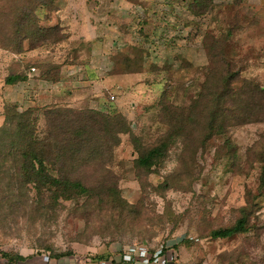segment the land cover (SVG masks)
I'll use <instances>...</instances> for the list:
<instances>
[{"label": "rangeland", "instance_id": "1", "mask_svg": "<svg viewBox=\"0 0 264 264\" xmlns=\"http://www.w3.org/2000/svg\"><path fill=\"white\" fill-rule=\"evenodd\" d=\"M94 1L53 0L56 11L41 6L49 0H0V128L6 108L32 111L41 138L49 110H71L69 118L97 117L89 150L101 148L91 161L60 163L90 190L56 203H39L16 181L14 162L0 159V257L91 253L142 241L170 245L176 264H264V0H211L206 12L193 10L191 0L98 1L107 9L99 18L103 42L90 20ZM20 19L54 27L39 37L49 45L30 53L25 41L20 48ZM209 37L220 42L211 45L219 74L210 78ZM86 42L90 53L80 57ZM142 59L143 73L114 75L138 70ZM66 61L74 63L60 73L61 84L38 80L49 68L57 78ZM17 62L36 70L7 85ZM116 113L129 132L114 125L106 138ZM163 142V156L149 167L138 163ZM238 221L243 232L211 237Z\"/></svg>", "mask_w": 264, "mask_h": 264}, {"label": "trees", "instance_id": "2", "mask_svg": "<svg viewBox=\"0 0 264 264\" xmlns=\"http://www.w3.org/2000/svg\"><path fill=\"white\" fill-rule=\"evenodd\" d=\"M69 1V0H68ZM88 1V0H87ZM100 2H109V0H96V2H92L93 6H96ZM211 0H191V8L197 9L198 7H204L205 11H208ZM47 6L52 9L53 0H49L48 3H44L41 6ZM88 10H91L92 17L91 21L94 23L95 30H98L99 38L103 35V30L106 26L105 21L99 19L102 14L107 10L102 5H97V8L91 6ZM59 5H55L54 10L57 11ZM49 9V10H50ZM52 9V10H53ZM50 10V11H52ZM107 14V13H105ZM195 16L197 14L193 13ZM23 20L20 19L16 28V38L19 41V47L23 42H28L27 51L34 52L38 51L42 48H46L49 44L41 43L39 40L40 35L43 33L47 34L49 31L54 30L43 29L37 27V25L32 23L30 20H27V23H22ZM22 23V24H21ZM96 23V24H95ZM64 30L65 27L63 28ZM49 30V31H46ZM67 37H70V33L66 32ZM20 35V37H18ZM60 40V39H59ZM58 40V41H59ZM208 40V39H206ZM205 40V41H206ZM209 43H205L206 46V56L209 59L208 66L206 67L207 77L210 78V74H219V70L213 69V62L216 58L217 52L211 47V45H219V41H212V38L209 37ZM56 41V42H58ZM56 42H53L56 43ZM41 43V44H40ZM58 44V43H57ZM87 48H89L87 53H80V57H85L90 53L91 44L90 42L85 43ZM19 52V51H18ZM86 58V57H85ZM149 59V52L145 53V61ZM144 59H142V63L138 70H133L131 72L128 71V68L125 69V72H119L120 74H138L143 73ZM151 62V61H150ZM71 61H66L65 63L60 65L58 64L59 76L55 78V75H51L50 68L39 75L38 80H41L46 83L54 84L60 80V73L63 66L73 65ZM86 63V62H83ZM113 63V61H112ZM117 67L120 66V63H116ZM54 66V65H52ZM17 70L13 75L6 77L5 84L12 85L18 84L20 82H25L31 75L30 72H35V67H30L28 70L23 68L21 63L16 64ZM150 68L153 71H159L161 68L157 67L153 63H151ZM24 69V70H22ZM54 69V68H53ZM60 70V71H59ZM225 71V70H224ZM24 72V73H23ZM227 72V70H226ZM23 73V76L20 74ZM258 93H263V90L257 88ZM220 95V93L218 94ZM217 95V96H218ZM9 111V116H6L5 126L0 128V159H9L14 162V165L17 166V172L15 175L16 181L23 187H28L32 190L36 197L39 198V203L44 199L48 203H56L59 200H70L73 199L74 196L89 193L88 188H86L80 181L72 179L71 172H65L62 167H60V163L63 161H73L74 163L77 160H93L98 153L101 151L100 147H96L93 150H89V145L93 140L98 138L96 131L94 130L93 124L91 122L97 123V117H86V114H78L74 118H69L68 115H71L73 111L71 110H58L52 109L49 110L46 114L47 125L49 126V130L46 131L45 135L39 138L37 134V129L33 128L34 119L32 118V111H25L24 113H18L13 108H6ZM117 114V113H116ZM95 116V114L91 115ZM70 119V120H67ZM67 120V121H66ZM86 121L90 123H85ZM110 121L107 120L106 123ZM114 124H109L108 128L105 130L106 138H110L108 132H111L110 128H113L114 125H118L121 127L119 133H127L129 124L126 122L125 118L121 115H115L113 119ZM214 120L211 116V125ZM67 125H69L67 127ZM66 144V146H65ZM168 144L165 142L160 145L152 148L148 151L147 154L143 155L138 159V163L143 167H149L153 164L154 158L163 156V152L166 150ZM53 152L56 153L57 159L61 161H52ZM89 158V159H88ZM58 168V169H55ZM53 170H56V173H53ZM244 231V223L243 221H238L236 226L232 230H218L211 233V237L213 239H224L231 237L236 232ZM134 243H144L142 241H135ZM68 253H61L59 255H55L53 257H59ZM50 258H53L49 255ZM2 258L7 259L11 262L22 263L25 258L19 257L14 259H8L4 256Z\"/></svg>", "mask_w": 264, "mask_h": 264}, {"label": "crops", "instance_id": "3", "mask_svg": "<svg viewBox=\"0 0 264 264\" xmlns=\"http://www.w3.org/2000/svg\"><path fill=\"white\" fill-rule=\"evenodd\" d=\"M90 21V20H89ZM94 28V32H95V27L93 25ZM106 28V26H105ZM105 28L103 30V33L105 32ZM104 36V35H103ZM101 36L99 38V36H95L96 37V41L98 42H103V38L104 41H106L105 39H107V37H103ZM92 47V46H91ZM81 65H85L86 63H81ZM69 65L63 66L61 69V74L64 76V69L67 67L68 68ZM141 74V73H138ZM114 75H128V74H118V73H114ZM130 75V74H129ZM132 75H137V74H132ZM62 81H59L58 84H61ZM44 85L48 86V87H55L56 84H50V83H46L43 82ZM42 83V84H43ZM59 87V85L57 86ZM54 91H50L47 92L51 95H53ZM36 97H38L39 95H35ZM126 246H114L113 248H101L98 251H91V253H89V251L85 252V251H77V252H71L68 254H64L62 256L59 257H53L50 258V262L49 264H114V261L117 259V256L120 255L121 251L125 249ZM43 254L41 255H35V256H31V257H27L21 264H42L41 262V257ZM0 259H2V257H0Z\"/></svg>", "mask_w": 264, "mask_h": 264}, {"label": "built area", "instance_id": "4", "mask_svg": "<svg viewBox=\"0 0 264 264\" xmlns=\"http://www.w3.org/2000/svg\"><path fill=\"white\" fill-rule=\"evenodd\" d=\"M175 253L170 245L161 243L155 246L147 243H131L126 245L114 264H176ZM42 264H49L50 257L45 254L41 257ZM0 264H21L0 259Z\"/></svg>", "mask_w": 264, "mask_h": 264}]
</instances>
